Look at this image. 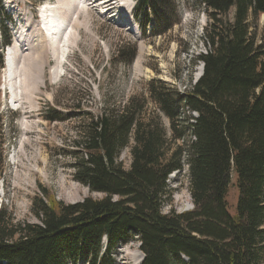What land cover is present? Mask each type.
<instances>
[{"label":"trees","instance_id":"obj_1","mask_svg":"<svg viewBox=\"0 0 264 264\" xmlns=\"http://www.w3.org/2000/svg\"><path fill=\"white\" fill-rule=\"evenodd\" d=\"M199 1L209 18L206 52L196 58L201 77L184 91L151 80L156 111L140 97L91 114L75 143L74 179L103 196L65 203L44 189L32 207L39 223H14L0 207V264H116L119 243L136 237L142 264H264V24L256 27L264 0ZM1 2L0 51L11 42ZM170 5L137 0L136 18L162 34L173 26ZM135 56V48L120 55L127 63ZM129 146L125 169L119 158ZM185 165L193 208L165 212L169 177ZM233 176L235 213L227 200Z\"/></svg>","mask_w":264,"mask_h":264},{"label":"rangeland","instance_id":"obj_2","mask_svg":"<svg viewBox=\"0 0 264 264\" xmlns=\"http://www.w3.org/2000/svg\"><path fill=\"white\" fill-rule=\"evenodd\" d=\"M106 1L86 0L87 8L81 3L76 6L79 13H60L67 31L58 61L50 41L40 30L45 28L43 18L46 19L47 10L60 6V1L1 2L6 16L4 25L12 39L9 45L12 55L20 51L12 71L4 68L5 63L0 71L3 155H6L0 179V207L8 209L14 223L40 222L32 207L34 199L43 196L44 189L65 203L103 196L74 179L75 143L81 138V129L91 114L119 111L140 97L148 99V112L156 111L158 106L149 98L151 80L160 79L184 91L203 71V63L196 58L206 52L203 35L209 18L199 0H171L173 26L158 35H154L155 25L144 28L143 18H136L137 0H113L117 8ZM128 11L131 14L126 18L124 12ZM263 24L262 15L256 24L259 31ZM38 40L45 43V57L38 64L40 73L35 83L27 87L23 57L28 55L29 62L40 60L39 55L34 59L33 54L37 52L30 46ZM16 45L20 49L16 47L14 52ZM123 48L126 51L135 48L136 56L131 63L120 57ZM54 115L58 116L56 120ZM163 121L169 125L166 117ZM130 146L119 158L125 169L131 164ZM168 185L165 212L193 208L187 165L169 177ZM227 200L230 211L235 213L236 176ZM140 244L137 237L127 244L119 243L114 251L116 264H142Z\"/></svg>","mask_w":264,"mask_h":264},{"label":"bare ground","instance_id":"obj_3","mask_svg":"<svg viewBox=\"0 0 264 264\" xmlns=\"http://www.w3.org/2000/svg\"><path fill=\"white\" fill-rule=\"evenodd\" d=\"M59 1H60V4H61L60 6L57 5L56 7L54 6V8L51 7L50 9L47 10L46 19L43 18V20H44L43 25H44L45 28L42 27L41 28L42 30H40V31H42L40 33H44V36H46V38L50 41L49 43H51V46H52V49H53V53H54V56L56 57L57 61L60 60L59 59V55L63 51V48H62L63 47V36L66 34V31H67V29L64 30V23H61L60 19H62V18H61V14L60 13H64V14L65 13H67V14L71 13V15L74 14V13H79L78 10H77V7H78L79 3H81V5H84L83 8H87L86 7L87 3L85 2L86 0H62V1L59 0ZM98 1L101 2L102 0H98ZM72 2H73V4H72ZM106 3H110L112 5V7H114L113 6L114 4H112L113 0H108V2L106 1ZM66 5H68V6L70 5V7L69 8H65ZM103 5H105V4L103 3ZM116 8H117V6H116ZM110 9H113V8H110ZM120 11H121V9H120ZM43 12H45V11H43ZM44 17H45V14H44ZM128 23H131V22H128ZM45 29H46L47 32H45ZM44 44L45 43H43V42L40 43L39 40H38L37 43L33 42L32 44H30V46L34 47V50H36L35 52H37V53L33 54L34 59L36 60V55H39V57H41L38 62L33 61L31 59H30V61H32V62H29L28 61V55H26V57L24 55L25 58L23 57L24 63H25V67H26L24 71L27 70V73H25V78L27 79V87L30 84L35 83V80L37 79V77H38V75L40 73V69L38 70V64L42 63L43 59L45 57V55L43 53L44 52V49H43L44 48ZM16 47L19 48L20 46L19 45H16L15 47L13 46L14 52H15V48ZM19 53H20V51H19ZM19 53L17 52V54H16V52H15V55L17 56ZM12 56L13 55H11V53H10V58H13L12 62L14 64H16L17 63L16 60L18 61V57L16 59V56H14V57H12ZM13 63H12V66L9 68V72H11L13 67L15 66ZM30 67H33V69L29 70ZM10 74H12V73H10ZM200 75L201 74H199V76ZM25 179H27V177ZM27 180H29V179H27ZM143 258H144V255L141 252V261L143 260Z\"/></svg>","mask_w":264,"mask_h":264},{"label":"water","instance_id":"obj_4","mask_svg":"<svg viewBox=\"0 0 264 264\" xmlns=\"http://www.w3.org/2000/svg\"><path fill=\"white\" fill-rule=\"evenodd\" d=\"M203 74V71H202V73H201V75ZM201 75L196 79V81L201 77Z\"/></svg>","mask_w":264,"mask_h":264}]
</instances>
